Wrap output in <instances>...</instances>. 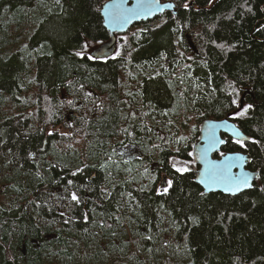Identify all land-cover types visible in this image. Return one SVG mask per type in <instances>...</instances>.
Segmentation results:
<instances>
[{"label": "trees", "instance_id": "1", "mask_svg": "<svg viewBox=\"0 0 264 264\" xmlns=\"http://www.w3.org/2000/svg\"><path fill=\"white\" fill-rule=\"evenodd\" d=\"M105 1L0 0V264H114L124 246L107 240L122 241L124 225L154 236L161 221L175 223L182 264H264V0H162L176 15L134 24L104 63H89L88 46L109 39ZM149 107L171 120L152 134ZM225 117L249 140L228 138L221 153L244 152L257 178L234 196L205 194L192 145L203 120ZM124 126L147 150L136 167L154 164L133 179L112 178L91 149L128 139ZM81 148L92 151L85 161ZM162 175L172 183L160 194Z\"/></svg>", "mask_w": 264, "mask_h": 264}, {"label": "water", "instance_id": "2", "mask_svg": "<svg viewBox=\"0 0 264 264\" xmlns=\"http://www.w3.org/2000/svg\"><path fill=\"white\" fill-rule=\"evenodd\" d=\"M106 5L108 7H106ZM171 5V7H168ZM173 10V4L170 2L160 3V0H108L105 2L99 11L100 16L103 19V26L108 30L109 42L103 45L98 51V56H107L112 53L115 45V33L126 32L131 25L141 21H147L153 19L159 14L165 11ZM216 125L218 127H213ZM233 130L238 132L239 137L233 135ZM221 134L224 136L222 137ZM229 137L232 140L240 139L243 142H247L249 138L245 136L236 126L234 122L227 118L219 119L218 121H205L203 122L199 131V140L194 144L192 149V158L197 165V169H194V182L198 184L205 194L209 193H221L223 195L234 196L241 192H244L252 187V184L257 178V173L248 170L247 164L249 158L242 152H226L224 155L214 158L213 154L220 152L221 146L224 144L217 143L219 140L226 141ZM215 143V148L212 149L211 145ZM207 150L206 160L214 162L219 167H206L204 160L202 159L203 153ZM239 155L244 157L243 165L241 162L233 160L226 162L225 156ZM225 163H231L235 166L231 171L237 176L249 177L250 187H241L239 191L226 190L230 187L218 179V174ZM165 177V176H164Z\"/></svg>", "mask_w": 264, "mask_h": 264}, {"label": "rangeland", "instance_id": "3", "mask_svg": "<svg viewBox=\"0 0 264 264\" xmlns=\"http://www.w3.org/2000/svg\"><path fill=\"white\" fill-rule=\"evenodd\" d=\"M107 1H105V2H107ZM93 49H94V46H88L89 51H92ZM127 87H129V85L123 86L121 84L117 88H127ZM123 101L125 102V111H129L127 109V107L132 106V105L129 103V101L127 99L123 98ZM144 107H145V105H144ZM149 108L151 110H153L151 107H149ZM176 112H177L176 118L179 121H181V119H180L181 118V112L177 111V110H176ZM141 113L144 115L146 113V111L143 109V110H141ZM162 115H166V114L163 113ZM182 119H183V117H182ZM170 121H171L170 119H167L164 117H162V119L159 120V117L154 115L147 124L148 126L152 127V131L150 132V134L153 133L155 123L169 124ZM126 129L128 131H131V128H128V126H126ZM133 130L136 132L135 129H133ZM149 130L150 129L146 130V132H148ZM53 131H56V132L58 131L59 133H66L65 128H61V127H57L56 129H53ZM124 134H127V133L125 132ZM129 136L131 137L132 134H130ZM150 136L148 137V139H150ZM151 139H152V137H151ZM111 143H113V146L119 145V144H117L118 143L117 141H112ZM111 143H109L108 145H105V147L104 146L100 147L98 145L97 141L95 140V141H93V144L91 145V147H92L91 149L93 150V152L95 154V147L97 146V148H100V151L98 153H102V155H103L104 153H106V150H104V148L108 147ZM136 144L139 145V147H141L142 153H144V152H145V154L147 153V150H146V147L144 144H141L139 142H135L134 146ZM102 145H104V144L102 143ZM54 146H56V148H57L58 144H54ZM142 146H143V148H142ZM148 148H150V147L148 146ZM91 149L88 151L89 153H92ZM80 151H81L82 157L81 158L79 157V159L84 160V158L87 155V152H86L85 148H81ZM107 152H109V153L104 154L102 158H105V161L108 162L109 165L112 164L114 166V164L116 163L115 159L118 157V155H116V153L114 151H107ZM69 156L74 157V154L70 153ZM134 163H136V162H134ZM141 164H143V163H141ZM120 165H121L120 162H117V166H120ZM146 165L149 169H154V164L150 163V162H148L147 164L146 163L143 164V167L141 169L142 171L140 170V168L138 166L137 167L134 166L131 175H129V178L133 179L131 177L137 176L138 174L140 175V173H145L144 170L146 168ZM148 165H150V166H148ZM110 170H111L110 174H111L112 178H117L114 176V172H115V170L117 171V169L116 168H110ZM121 170L124 172L127 171V169L125 167H123ZM154 180H155V178H154ZM155 183L157 185V181ZM154 186H155V184H154ZM125 215L126 214H121V215L119 214L117 216V218L120 221V219L122 217H125ZM167 216H168V214H164L162 217L166 220ZM137 217H139V214L136 212V215H130L128 217H125L123 221H126V220L129 221L130 218H134L136 220ZM138 224H139V222H137V221L132 223V225L134 227L137 226ZM154 224L156 226H159V228H161V230H160L159 228H155L153 226V228H155V231L152 230V232H154V236L150 237L147 229H145L144 227H139L138 231H134L133 229L131 230L128 226L124 225V232H122L123 233V240L122 241L116 240L117 234H114V236H115L114 241L107 240L109 243H115L116 245L121 243L122 246H124V247H121L123 249L117 256L112 255L109 257L110 259L120 258V260L117 259L116 261H114V262L112 261V262L114 264H182V260H180V261L176 260L178 257H181L179 252L182 250L181 248H183V246H182V244L179 245V242H181V240L178 239L179 242L177 241V239H176L177 235L175 237V233H176L175 223L174 224L171 223V224L166 226V223H164V221L163 222L161 221V224H157V223H154ZM167 228L169 231H167ZM114 232L116 233L115 230H114ZM157 239L158 240L161 239V241L163 239L162 242H164V243L158 242ZM33 245L37 246L38 244L35 242V243H33ZM173 246L177 247V248H173ZM146 249H147V251H146ZM21 252H22V250H21ZM189 260L190 259H186L184 261L188 262Z\"/></svg>", "mask_w": 264, "mask_h": 264}, {"label": "snow or ice", "instance_id": "4", "mask_svg": "<svg viewBox=\"0 0 264 264\" xmlns=\"http://www.w3.org/2000/svg\"><path fill=\"white\" fill-rule=\"evenodd\" d=\"M139 2H140V0H138V5H139ZM106 7H108V6L106 5ZM168 7H171V5H168ZM185 7H188V5H185ZM86 49H87V45L84 46V50H86ZM84 50H82L80 52H77L76 55L80 56V57H83L84 54H85ZM87 58L89 60L94 59V57L91 54H88ZM232 103L237 105V107H240L241 104H242V98L239 101L234 99L232 101ZM250 107H251V105L244 106L242 108V110L240 111L239 115H244L248 111V109ZM213 127H218V126L213 125ZM233 135L239 137L240 134L238 132H236L235 130H233ZM217 143L224 144V143H226V141L219 140ZM233 143H237L241 147H244V143L240 139L233 140ZM211 148L212 149L215 148V143H213L211 145ZM189 155H191V153H189ZM221 155L223 156L224 154L221 153ZM206 156H207V150L202 155V159L204 160L206 167H208V166H211L213 168L219 167L214 162L207 161L206 160ZM224 160L226 162H231L233 160L240 161L241 162L240 166L242 167L243 161H244V157L239 156V155H235V156L229 155V156H225ZM233 166H235V165H233L231 163H225L222 166V169H221V171L218 174V179L221 182L225 183L226 185L230 186V187L226 188V190L232 191L233 194H234L235 191H239L241 189V187H250L251 185L249 184V179H250L249 177H247V176H237V175H234L232 173L231 169H232ZM175 170L177 172L184 173V172H187L189 169L187 167H176ZM167 183H168L169 186H171L172 182L171 181H167ZM165 191H167V189H165ZM72 200L78 202V197L76 196L75 193L72 194Z\"/></svg>", "mask_w": 264, "mask_h": 264}, {"label": "flooded vegetation", "instance_id": "5", "mask_svg": "<svg viewBox=\"0 0 264 264\" xmlns=\"http://www.w3.org/2000/svg\"><path fill=\"white\" fill-rule=\"evenodd\" d=\"M198 140H199V131H198L197 140L194 142V144ZM135 142L136 141H133V142L126 141L125 143L120 144V145H116V146L112 145V148H111V150L114 151L116 153V155H118V157L115 159V162H122L121 165L119 166V168L117 169L118 172H120L121 169L123 167H125L127 169V171L129 172L128 176L131 175L134 166H136L139 161H142L144 159V153H142V154L138 153V152H136V149H134V147H139V145H137V144H136L137 146L136 145L134 146ZM194 144L192 145V149H193ZM123 147H125V148H123ZM222 149L223 148L221 147L220 152L222 151ZM134 162H136V163H134ZM195 168H197L196 165H195ZM164 176L162 175L160 180L157 182V185H155L156 191L160 194H161V192H166L165 189H167V186H168L167 181H169V180L167 179L166 175H164ZM51 192L53 193L54 197L57 200L60 199L62 196V194L60 193V191L56 187H53L51 189Z\"/></svg>", "mask_w": 264, "mask_h": 264}, {"label": "bare ground", "instance_id": "6", "mask_svg": "<svg viewBox=\"0 0 264 264\" xmlns=\"http://www.w3.org/2000/svg\"><path fill=\"white\" fill-rule=\"evenodd\" d=\"M102 18V17H101ZM102 25H103V19H102ZM104 27V26H103ZM105 28V27H104ZM106 29V28H105ZM107 30V29H106ZM108 31V30H107ZM138 110V109H137ZM138 112V111H137ZM139 113V112H138ZM142 114V113H141ZM138 115V114H137ZM136 118H137V116H136ZM219 119H205V120H203L202 122H201V124H200V126H199V131H200V128H201V126H202V124H203V122H205V121H218ZM140 121V120H139ZM239 130L243 133V131L239 128ZM244 134V133H243ZM245 135V134H244ZM245 136H247V135H245ZM134 149H136V152H138V153H141L142 154V152H141V147H134ZM203 190V189H202Z\"/></svg>", "mask_w": 264, "mask_h": 264}]
</instances>
